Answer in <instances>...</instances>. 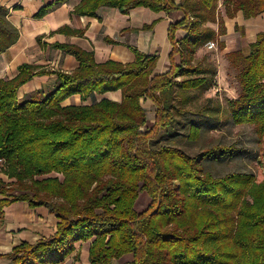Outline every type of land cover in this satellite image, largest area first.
<instances>
[{
    "label": "trees",
    "instance_id": "1",
    "mask_svg": "<svg viewBox=\"0 0 264 264\" xmlns=\"http://www.w3.org/2000/svg\"><path fill=\"white\" fill-rule=\"evenodd\" d=\"M63 1L45 4L36 16ZM104 5L122 13L137 6L183 11L168 32L171 55H179V64L150 78L154 55L134 50L132 63H97L92 51L56 44L78 60L76 69L38 70L23 63L15 77L0 78L1 172L8 178H0V216L4 206L25 201L48 208L59 220L50 237L16 245L6 264L61 263L77 242H89L88 264H113L128 254L129 264H264V177L258 181L246 172L213 176L201 165L208 152L190 155L153 139L159 128L175 130L173 124L187 110L186 91L204 95L215 85L216 69L194 59L209 41L223 47L220 7L227 17L241 11L249 19L264 13V0H183L180 5L172 0H81L73 13L94 16ZM7 13L0 6V52L18 36ZM180 27L186 33L176 39ZM227 60L237 70L238 94L226 99L225 109L235 124L252 126L264 139V31L247 54L235 50ZM42 73L55 74L54 89L20 100L19 88ZM117 89L121 102L103 98L63 104L73 94L85 100ZM146 98L156 107L150 129L141 104ZM225 109L216 103L199 111L217 118ZM189 129V137L196 138L199 127L190 124ZM142 192L151 201L138 212L135 203Z\"/></svg>",
    "mask_w": 264,
    "mask_h": 264
},
{
    "label": "crops",
    "instance_id": "2",
    "mask_svg": "<svg viewBox=\"0 0 264 264\" xmlns=\"http://www.w3.org/2000/svg\"><path fill=\"white\" fill-rule=\"evenodd\" d=\"M55 0H0V6L7 9L6 18L17 30L16 41L7 49L0 52V78L11 79L18 74V66L30 63L39 66L38 70H61L71 72L79 65L78 60L70 53L56 47V44L75 46L84 51H92L97 63L108 60L120 63H132L135 60L134 50L141 53L154 55L150 78L161 75L170 70L172 65L179 64V55H171L172 44L169 40V27L178 22L184 14L181 10L153 11L148 7L137 6L127 13H122L118 8L100 6L94 16L73 13L74 7L81 0H64L42 16L36 13L45 4ZM175 5L182 4L183 0H172ZM226 32L219 36L223 47L216 44L215 51L224 55L238 48L237 43L243 42L247 49L239 48L246 54L249 44L254 42L257 33L264 31V13L245 19L241 11L232 18L225 15L220 7ZM217 30V23L209 24ZM183 27L175 31V38L181 39L185 35ZM206 46L200 48L195 58L202 54L204 59ZM215 56V55H214ZM217 69V84L204 92L210 99L213 89L226 90L227 79L225 75V60H222ZM56 76L53 73L34 75L18 90V98L23 100L31 93L41 91L45 96L54 89ZM177 80L180 77L176 78ZM223 86V87H222ZM227 91V90H226ZM190 97L188 104L193 103L196 91L185 92ZM103 98L114 102H121L120 89L106 91L103 94L94 93L82 100L80 94H73L63 101L65 105L91 104ZM146 110V128H152L155 123L153 113L155 105L149 99L141 101ZM152 114V116L150 115ZM154 118V119H152ZM183 118V116H182ZM149 122L153 123L147 127ZM150 123V124H151ZM2 161H0V173ZM59 220L44 206L31 207L25 201H15L3 207L0 216V264H6V255L22 241L34 243L39 239L50 237L56 229ZM77 242L75 250L63 262L55 264H88V246ZM77 255V259L74 256Z\"/></svg>",
    "mask_w": 264,
    "mask_h": 264
},
{
    "label": "rangeland",
    "instance_id": "3",
    "mask_svg": "<svg viewBox=\"0 0 264 264\" xmlns=\"http://www.w3.org/2000/svg\"><path fill=\"white\" fill-rule=\"evenodd\" d=\"M236 46H238L236 50L241 52L242 50L239 48L247 49L246 44L243 42H238ZM218 51H207L204 59L201 60L202 54H205V52H202L194 59V64L201 61L202 64L214 67L217 72L224 59L227 79L225 87L227 91L213 89L209 94V100L206 99L205 95L198 94L193 103L186 105L187 110L183 118L177 119L179 123L175 124V122L173 124L175 130H168L169 133H166V127L159 128L155 132L153 139L155 142L158 141L157 144L164 143L182 148L190 155H197L203 151L208 152L205 158L201 160V165L204 171L211 173L213 176L219 177L228 173L246 172L254 174L259 181L264 177V139L258 138L252 126L235 124L227 109H225L226 99L234 98L238 94V87L235 82L237 70L229 64L227 60L228 53L224 55L218 54L216 57L214 53H218ZM242 54H246V51L245 53L242 52ZM216 77L215 83L218 85ZM216 103L225 109L217 118L200 113L199 108L204 104L214 105ZM150 115L152 116V114ZM153 115L155 118V112ZM150 123L147 124V127H151L153 123ZM190 124H196L199 127V134L196 138L189 137ZM166 134H171V136L168 137ZM0 178L4 181L8 180L2 172L0 173ZM150 201V197L145 192H142L136 200L135 209L138 212L145 210ZM88 244L84 243L83 247L87 248ZM131 260L132 255L128 254L114 260L113 264H129Z\"/></svg>",
    "mask_w": 264,
    "mask_h": 264
},
{
    "label": "built area",
    "instance_id": "4",
    "mask_svg": "<svg viewBox=\"0 0 264 264\" xmlns=\"http://www.w3.org/2000/svg\"><path fill=\"white\" fill-rule=\"evenodd\" d=\"M205 46H206L208 49H210V50H214V49H216V43L213 42V41H209V42H207V43L205 44ZM0 161H1V159H0Z\"/></svg>",
    "mask_w": 264,
    "mask_h": 264
}]
</instances>
